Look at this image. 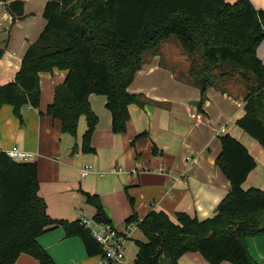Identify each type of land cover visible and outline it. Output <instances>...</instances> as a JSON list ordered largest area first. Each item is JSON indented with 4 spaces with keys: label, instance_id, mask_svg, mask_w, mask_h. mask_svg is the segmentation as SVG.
Returning a JSON list of instances; mask_svg holds the SVG:
<instances>
[{
    "label": "trees",
    "instance_id": "1",
    "mask_svg": "<svg viewBox=\"0 0 264 264\" xmlns=\"http://www.w3.org/2000/svg\"><path fill=\"white\" fill-rule=\"evenodd\" d=\"M17 18L25 16L23 0H0ZM46 25L22 58L14 81L0 87V108L12 106L22 120L26 107L40 109V74L68 71L55 90L47 115L61 122L62 132L76 137L82 117L87 129L82 151L93 152L92 136L98 117L89 98L104 96L112 115V131L124 133L129 107L138 103L128 92L143 66V56L158 54L164 41L174 37L188 54L189 78L201 91L200 105L210 88L229 79L246 87L240 129L264 147V63L257 50L264 40V11L250 0H48ZM4 52L0 49V59ZM216 164L231 183L214 217L199 220L178 213L175 221L164 212H151L143 220L134 215L144 241H136L135 264H180L187 253H199L210 264H258L247 240L264 236V192L245 190L244 183L256 168L245 146L230 135L221 137ZM97 210L94 218L110 223L99 197L85 194ZM63 227L67 237L79 236L89 256L104 255L79 221H57L47 213L39 195L38 164L18 162L0 151V264H15L27 254L39 264H54L38 239Z\"/></svg>",
    "mask_w": 264,
    "mask_h": 264
},
{
    "label": "crops",
    "instance_id": "2",
    "mask_svg": "<svg viewBox=\"0 0 264 264\" xmlns=\"http://www.w3.org/2000/svg\"><path fill=\"white\" fill-rule=\"evenodd\" d=\"M23 1L22 18L13 16L7 5L0 3V49L4 52L0 87L14 81L23 55L43 31L41 23L34 35L27 29L29 17L36 15L29 8L34 0ZM41 1L42 14L48 0ZM250 1L264 11V0ZM257 55L264 63V40ZM174 57V53L163 51L143 56V66L128 88L138 103L129 107L124 133L112 131L106 97L90 96L91 109L98 117L91 141L94 151L90 153L82 151L88 124L85 117L79 122L77 136L71 137L62 132L59 120L47 115L55 90L65 82L68 71L40 74V109L26 107L22 120L12 106L0 108V151L15 149L37 162L39 195L46 202L50 218L66 223L93 218L97 210L85 194L99 197L108 220L126 237V260L121 264H135L136 241L145 240L138 228L127 231L132 216L141 221L151 212H164L175 221L178 213L199 220L216 215L231 190L230 181L216 164L222 150L221 137H234L257 163L244 189L264 192V147L237 125L245 114L246 87L229 79L227 85L210 88L200 105V89L189 75L179 76L167 63ZM222 127L226 132L218 134L217 129ZM85 165H90L93 172L82 178ZM38 244L54 264H101L100 256L88 255L81 237H67L63 227L42 235ZM247 246L250 256L264 264V236L248 239ZM179 263L210 264L199 253H187ZM15 264L39 262L22 254Z\"/></svg>",
    "mask_w": 264,
    "mask_h": 264
},
{
    "label": "built area",
    "instance_id": "3",
    "mask_svg": "<svg viewBox=\"0 0 264 264\" xmlns=\"http://www.w3.org/2000/svg\"><path fill=\"white\" fill-rule=\"evenodd\" d=\"M218 134H224L225 128L217 129ZM6 154L14 161L29 162L33 160L31 155L22 153L17 150L7 151ZM93 172V168L90 165H85L81 169L82 178L87 177ZM178 180V179H174ZM80 224L84 229L90 233L94 240L104 248V255L101 257V264H121L126 260L125 242L126 237L110 223H100L94 217L93 218H81ZM137 224H126L128 232H132L137 229Z\"/></svg>",
    "mask_w": 264,
    "mask_h": 264
},
{
    "label": "rangeland",
    "instance_id": "4",
    "mask_svg": "<svg viewBox=\"0 0 264 264\" xmlns=\"http://www.w3.org/2000/svg\"><path fill=\"white\" fill-rule=\"evenodd\" d=\"M34 2H35V5H34ZM34 2L30 4L29 8L36 15L29 17V20L26 22V27L32 35L38 32V28H40L39 26L40 23L42 25L41 30H43L44 26L46 25V21L43 17V13L42 14L40 13V10H41L40 3H42V1L34 0ZM160 51H163V53L165 52L167 54L174 53L175 57L169 60V62L167 63H170L171 66L175 68L179 76L182 75V76L187 77L188 70L191 66L190 58L188 54L184 51L180 43L176 40V38L172 37L169 40L164 41L159 48V52ZM161 264H169L168 259L166 257H163L161 260Z\"/></svg>",
    "mask_w": 264,
    "mask_h": 264
}]
</instances>
